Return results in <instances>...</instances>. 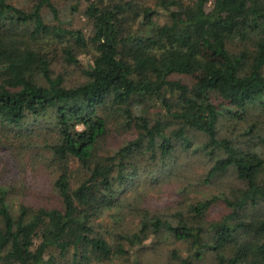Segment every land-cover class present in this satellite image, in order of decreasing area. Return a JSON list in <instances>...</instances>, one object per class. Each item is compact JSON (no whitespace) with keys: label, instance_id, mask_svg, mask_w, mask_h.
Listing matches in <instances>:
<instances>
[{"label":"trees","instance_id":"trees-1","mask_svg":"<svg viewBox=\"0 0 264 264\" xmlns=\"http://www.w3.org/2000/svg\"><path fill=\"white\" fill-rule=\"evenodd\" d=\"M27 1L24 8L0 0V145L28 132L29 123L30 130L47 127L58 203L21 204L13 213L0 186V264H141L150 243L165 239L188 247L185 255L172 251L177 264L207 256L213 264H264V212L249 216L264 210V0H158L164 22L135 0H85L89 38L65 27L53 0ZM50 41L62 45L69 65L88 50L83 83L66 87L53 75L41 51ZM203 42L234 51L217 73L190 86L172 80L204 68ZM109 119L133 136L100 154ZM225 123L239 133L222 135ZM188 132L205 141L194 146ZM196 153L210 164L200 183L230 173L240 187L203 199L184 187L170 213L122 198L142 177L158 179L179 155ZM219 202L223 212L210 217ZM109 214L138 222L112 232Z\"/></svg>","mask_w":264,"mask_h":264},{"label":"rangeland","instance_id":"rangeland-1","mask_svg":"<svg viewBox=\"0 0 264 264\" xmlns=\"http://www.w3.org/2000/svg\"><path fill=\"white\" fill-rule=\"evenodd\" d=\"M112 0H106L110 2ZM138 5H146L150 10L157 11L158 21H166V15L162 10L163 7L158 0H135ZM15 3L28 8L29 2L27 0H15ZM60 11L61 19L66 23L68 29L80 30L89 38L91 35V26L83 17L85 8V0H53ZM76 7L74 10L73 7ZM45 19L54 24L48 15ZM41 51L47 52L51 59V71L53 75H60L63 78L64 86L72 87L84 82L82 70L86 65V61L90 58V54L83 51L77 53L80 63L77 65H69L64 60V55L61 51L62 45L54 44L50 41L48 44H43ZM234 49L232 46H226L224 49L215 43L201 44V54L206 60L204 68L194 73L191 76L175 75L172 80H179L182 83L190 86L196 80L210 76L218 72L219 62L226 56V53H232ZM91 52V49H89ZM258 115V113L254 116ZM264 117V115H263ZM110 120V119H109ZM225 123L220 130L223 135L225 132L230 135H236L238 131L233 132ZM239 126H242L241 124ZM23 133L17 139H10L8 136L2 138L3 144L0 145V186L5 187L8 192V199L10 206L15 213L16 208L21 205H28L32 209L39 207H54L57 206L56 196L53 192V183L58 176V165L55 163L52 154L46 145L52 142L53 133L48 132V128L44 125L35 126L34 130ZM45 127V128H44ZM246 127V126H244ZM109 134L101 143L99 152L103 154L108 151L116 150L121 147L125 141L132 139L133 134L124 132L117 128V124L109 121ZM227 134V135H228ZM194 146L201 145L205 138L196 132H188ZM191 158V159H187ZM210 166L209 161L202 156L201 153H196L190 157L185 154L178 156L175 164L160 174L158 179L155 177H143L141 181H136L134 184H139L134 189L128 186L122 197L125 201L130 200L137 203L141 208L148 209L153 212L170 213L174 210L176 204L182 200L181 190L187 187L189 193L195 195L197 199L206 198L209 195L217 194L222 191L229 192L235 190L240 185L234 180V175L228 173L218 176L211 180L209 184H202L200 181L204 178L207 168ZM76 168V167H75ZM81 174L73 175L72 182L75 183L81 178ZM264 179V173L262 174ZM140 182V183H139ZM190 184L198 185L197 187H190ZM139 197L138 200L135 197ZM262 210V211H261ZM223 212V205L216 203L208 212L212 218H217ZM249 216L256 218L259 214L264 212L263 209H254L249 211ZM106 222L112 232L124 228L132 229L137 219L130 216L118 218L114 214L106 216ZM159 240V239H157ZM158 243H150L148 247H153L151 251H146L144 257L141 258V264H177L170 260L172 251H178L181 255H185L188 250L186 244L174 241L172 239L159 240ZM157 244V245H156ZM146 254V255H145ZM104 264H131L128 261L114 259L110 263ZM196 264H213L210 257H205L202 261Z\"/></svg>","mask_w":264,"mask_h":264}]
</instances>
